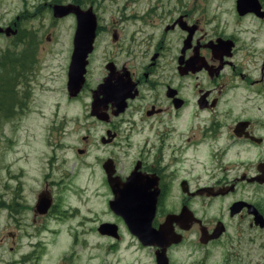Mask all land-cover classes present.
I'll list each match as a JSON object with an SVG mask.
<instances>
[{
    "label": "flooded vegetation",
    "instance_id": "1",
    "mask_svg": "<svg viewBox=\"0 0 264 264\" xmlns=\"http://www.w3.org/2000/svg\"><path fill=\"white\" fill-rule=\"evenodd\" d=\"M151 4L133 1L104 24L78 4L92 9L96 29L84 83L70 97L66 82L67 99L87 95L86 119L104 128L96 143L113 151L94 163L95 193L67 183L65 156L86 157L91 141L65 145V117L61 130L56 118L49 124L36 186L21 185V168L11 173L0 156V248L30 242L19 264H40L57 241L56 264H264V0ZM5 27L17 40L0 58V98L21 122L32 112L22 74L34 45L18 17ZM122 191L132 194L127 211L111 203Z\"/></svg>",
    "mask_w": 264,
    "mask_h": 264
},
{
    "label": "rangeland",
    "instance_id": "2",
    "mask_svg": "<svg viewBox=\"0 0 264 264\" xmlns=\"http://www.w3.org/2000/svg\"><path fill=\"white\" fill-rule=\"evenodd\" d=\"M133 1L136 0H81L80 3L83 8L91 5L93 11L102 18L101 24H104V22L109 21L107 13H114L118 10L129 11ZM147 1L153 3L150 5L151 8L155 5V1L160 0ZM188 2L189 0H183V4ZM60 4L78 6L74 0H0V28L5 29L6 25L16 21V17H18L19 27L23 29V37H27L24 38V41L34 45L35 52V59L32 60V63H35L33 69L28 73L26 69H31L32 65L28 64L27 67L25 65L22 74L24 84L28 85L32 91L33 103L30 108L32 112L25 119L22 118L21 122H18L16 114L5 115L3 109L6 106L0 102V109L2 110L0 112V156L2 155V159L4 157L11 173L17 167L23 171L24 177L21 179L23 184L16 179L17 185L20 183L26 188L36 186L38 171L42 172L44 159L49 154L48 142L46 141L50 138L48 135L49 124L53 118H56L57 129L61 130L60 125H63L61 120L65 117V145L71 148L84 147L81 139L88 137L91 146L86 157H79L76 152L69 151L65 156V165L62 170L71 175L67 183L70 184L72 192H75L77 187H84V189L90 188V192L94 194L95 187L99 186L96 184V178L99 175L93 174V172L98 171L94 163L97 158L101 162L103 156L112 154L113 151L111 147L104 148L96 143V140L104 135V128L101 124L86 119L84 112H86L85 106L88 101L87 95L84 94L78 100L69 101L67 99L66 73L72 53V39L76 23L72 15L60 19L53 17V6ZM173 5L174 3L171 2L170 7L172 8ZM146 8L147 4H141L137 5L135 9L142 11ZM16 40V38L4 36L3 33L0 34V58L3 50L8 47L11 48ZM100 46L101 42L93 57V65L99 61L102 52ZM12 50H14V47ZM98 77L99 74L92 77L91 83H94ZM55 110H58L57 114L53 113ZM12 117L13 119H10ZM74 118L76 119L74 120ZM9 120L13 122H8ZM8 144L9 147H4ZM21 156L24 158L14 163V159L16 157L21 158ZM116 157L118 158V156ZM119 160L121 163L127 164L125 158H119ZM0 174L3 173L0 172ZM64 181L63 184L68 186ZM9 186H11V183H9ZM80 192H83V190ZM73 200V196H71L70 202L73 203ZM99 200L98 198L93 201L96 208L99 207ZM29 243L24 240L19 244L18 249L7 252V254H3V249L0 248V264H3V262L19 264V252L30 250ZM64 247L65 243L63 246L62 242L57 241L56 246L46 250L47 256L42 255L40 264H56ZM14 253L15 255H13Z\"/></svg>",
    "mask_w": 264,
    "mask_h": 264
},
{
    "label": "water",
    "instance_id": "3",
    "mask_svg": "<svg viewBox=\"0 0 264 264\" xmlns=\"http://www.w3.org/2000/svg\"><path fill=\"white\" fill-rule=\"evenodd\" d=\"M53 17L60 19L69 15H74L76 19V29L73 37V50L68 70L67 91L70 97L76 96L83 83L87 56L92 51L95 37L96 21L92 9L82 10L79 6L54 5ZM12 31L11 28L0 29V32L6 35ZM13 32V31H12ZM109 168H106L108 170ZM110 187H113L111 174L108 175ZM132 194L129 192L115 193V200L112 203L117 210L127 211L129 209V198ZM121 197V198H120ZM124 198V199H123ZM134 203V202H133Z\"/></svg>",
    "mask_w": 264,
    "mask_h": 264
},
{
    "label": "trees",
    "instance_id": "4",
    "mask_svg": "<svg viewBox=\"0 0 264 264\" xmlns=\"http://www.w3.org/2000/svg\"><path fill=\"white\" fill-rule=\"evenodd\" d=\"M80 1H81V0H74V2H75L76 4H81ZM81 5H82V4H81ZM23 38L26 39L27 37L24 36ZM32 52H33V49H31V52H30V53H32ZM29 57L31 58V55H30L29 53H27V54H26V58H29ZM8 100H9V98H0V102H2V104L5 105V106H6V102H7Z\"/></svg>",
    "mask_w": 264,
    "mask_h": 264
}]
</instances>
